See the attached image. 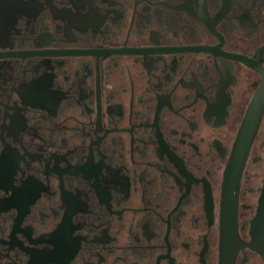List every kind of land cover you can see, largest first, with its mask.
Returning <instances> with one entry per match:
<instances>
[{
  "label": "flooded vegetation",
  "instance_id": "af4514ba",
  "mask_svg": "<svg viewBox=\"0 0 264 264\" xmlns=\"http://www.w3.org/2000/svg\"><path fill=\"white\" fill-rule=\"evenodd\" d=\"M263 95L264 0H0V264H219L232 188L250 239Z\"/></svg>",
  "mask_w": 264,
  "mask_h": 264
},
{
  "label": "water",
  "instance_id": "95a60500",
  "mask_svg": "<svg viewBox=\"0 0 264 264\" xmlns=\"http://www.w3.org/2000/svg\"><path fill=\"white\" fill-rule=\"evenodd\" d=\"M263 105L264 95L256 97L253 100L251 107L248 110L249 119L243 126L239 144L243 141L242 144L244 143L243 146L246 147L257 118L256 116L259 112H261ZM241 150L242 149L240 147L236 151V157L240 158L242 155ZM231 191L232 194L229 196V206L224 207V210L228 213V215L223 219L221 225L219 264H233L236 250L243 246H247L264 258V183L261 189L256 213L250 220V239L248 242H243L237 235L234 219L233 188Z\"/></svg>",
  "mask_w": 264,
  "mask_h": 264
}]
</instances>
